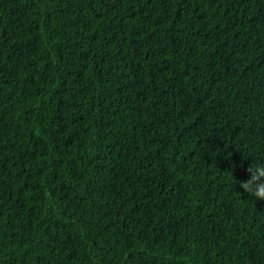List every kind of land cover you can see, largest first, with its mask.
Instances as JSON below:
<instances>
[{"label":"trees","instance_id":"trees-1","mask_svg":"<svg viewBox=\"0 0 264 264\" xmlns=\"http://www.w3.org/2000/svg\"><path fill=\"white\" fill-rule=\"evenodd\" d=\"M261 162L264 0H0V264H264Z\"/></svg>","mask_w":264,"mask_h":264},{"label":"clouds","instance_id":"clouds-1","mask_svg":"<svg viewBox=\"0 0 264 264\" xmlns=\"http://www.w3.org/2000/svg\"><path fill=\"white\" fill-rule=\"evenodd\" d=\"M246 171L249 178L236 183L254 200L264 201V162L251 164Z\"/></svg>","mask_w":264,"mask_h":264}]
</instances>
